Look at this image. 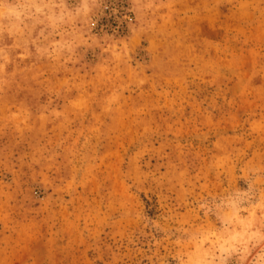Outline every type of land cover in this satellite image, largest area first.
<instances>
[{
    "label": "rangeland",
    "instance_id": "rangeland-1",
    "mask_svg": "<svg viewBox=\"0 0 264 264\" xmlns=\"http://www.w3.org/2000/svg\"><path fill=\"white\" fill-rule=\"evenodd\" d=\"M0 264H264V0H0Z\"/></svg>",
    "mask_w": 264,
    "mask_h": 264
}]
</instances>
